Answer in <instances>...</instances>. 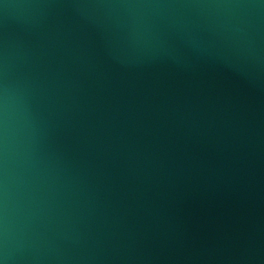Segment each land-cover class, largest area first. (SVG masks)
Instances as JSON below:
<instances>
[{
  "label": "water",
  "instance_id": "obj_1",
  "mask_svg": "<svg viewBox=\"0 0 264 264\" xmlns=\"http://www.w3.org/2000/svg\"><path fill=\"white\" fill-rule=\"evenodd\" d=\"M0 264H264V0H0Z\"/></svg>",
  "mask_w": 264,
  "mask_h": 264
}]
</instances>
